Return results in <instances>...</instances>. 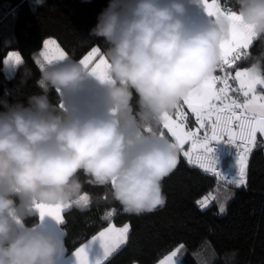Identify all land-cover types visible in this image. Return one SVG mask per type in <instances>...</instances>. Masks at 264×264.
<instances>
[{"label": "clouds", "instance_id": "clouds-1", "mask_svg": "<svg viewBox=\"0 0 264 264\" xmlns=\"http://www.w3.org/2000/svg\"><path fill=\"white\" fill-rule=\"evenodd\" d=\"M191 3L109 0L90 33L104 41L105 79L67 56L40 65L41 94L30 95L26 105L5 102L0 264H59L65 239L44 230L46 217L37 215L36 206L75 203L85 184L109 188L129 215L165 206L163 181L177 168L180 149L156 126L214 74L233 24L228 16H209L202 0V18L193 17ZM233 11L257 37L264 36V0H235ZM248 58L249 72L264 77V52ZM89 81L100 86L102 107L85 111L69 104Z\"/></svg>", "mask_w": 264, "mask_h": 264}, {"label": "trees", "instance_id": "trees-1", "mask_svg": "<svg viewBox=\"0 0 264 264\" xmlns=\"http://www.w3.org/2000/svg\"><path fill=\"white\" fill-rule=\"evenodd\" d=\"M108 3L109 0H0V110L5 102L26 105L30 95L42 93L37 81L40 65L46 63L40 55L46 38L54 37L67 56L78 61L97 47L103 55V38L90 33ZM220 3L234 10L235 0ZM12 50L19 53L22 63L7 75L4 61ZM247 51L253 55L264 52V36L256 38ZM250 63V58H243L223 71L217 69L213 75L227 72L234 76L239 69L249 68ZM229 83L238 87L237 81ZM257 90H264V86ZM49 96L53 103L60 100L55 90ZM183 107L188 127L195 129V116L186 105ZM260 139L258 135V144ZM163 191L167 196L163 208L136 216L123 212L109 188L85 184L82 195H90V205H73L63 213L66 252L71 253L114 223L129 225L128 240L103 264H156L180 245L184 246L179 254L183 264H264V147L258 146L252 152L247 185L240 187L225 184L190 165L180 152L177 168L163 181ZM209 194L216 199L202 209L197 201ZM113 209V215L105 219V213Z\"/></svg>", "mask_w": 264, "mask_h": 264}, {"label": "snow or ice", "instance_id": "snow-or-ice-1", "mask_svg": "<svg viewBox=\"0 0 264 264\" xmlns=\"http://www.w3.org/2000/svg\"><path fill=\"white\" fill-rule=\"evenodd\" d=\"M202 4L209 16L225 15L232 19L230 37L221 45V64L217 69L224 70L225 66H231L236 61L248 57V49L258 38L251 26L240 22V16L233 10L222 7L220 0H202ZM46 62L58 61L67 57V53L54 40L44 43V51L40 54ZM100 57L99 61L91 66V62ZM10 59L16 64L22 63L18 53H13ZM93 74L100 79L107 75L106 59L99 47L81 60ZM43 64V63H41ZM230 80L238 82V87L233 88ZM217 85H220L219 87ZM264 86V77H258L249 70L236 71L235 75L225 72L224 75H210L202 84L188 93L184 100L177 105L174 111L165 113L160 117L156 126V132L166 137L165 131L174 138V144L186 158L189 164L198 166L206 173H211L221 178L225 184L237 187L246 186L248 178L249 158L255 148L264 147V90L257 92V86ZM184 105L195 116L196 128L187 125V113ZM152 131V129H148ZM261 137L258 144L257 137ZM167 138V137H166ZM224 142L235 149L234 168L235 173L226 172L221 166L215 154L214 144ZM185 145L188 149L185 150ZM228 198L225 194L224 199ZM214 195H205L197 201L204 209L208 207ZM91 203L90 195L84 193L75 203L68 205H37V211L41 219L49 217L58 224L64 223L63 212L70 210L73 205L87 208ZM115 209L105 213V219L111 217ZM220 211H224L221 203ZM130 227L125 225L117 228L110 226L100 231L97 236L84 244L75 254V264H92L90 252L98 247L101 258L95 264H103L117 249L128 240ZM184 246H178L158 264H181L180 253Z\"/></svg>", "mask_w": 264, "mask_h": 264}, {"label": "rangeland", "instance_id": "rangeland-1", "mask_svg": "<svg viewBox=\"0 0 264 264\" xmlns=\"http://www.w3.org/2000/svg\"><path fill=\"white\" fill-rule=\"evenodd\" d=\"M189 12H190V14L193 17H200V18H202L203 7H202V4L200 3V0H192V3L189 5ZM48 40H54L57 44H59L58 41L54 37H48V38H46L45 41H44V43L46 41H48ZM59 46H60V44H59ZM43 51H44V44H43V47L41 49V53ZM13 53H18V52L17 51H14V50L10 51L9 54H8V56L5 58V61H4V70L7 73V75L13 74V72H14V70L16 68V65H17L14 62V60L10 59V56ZM243 70L244 69H241L239 71H243ZM246 70H248V69H246ZM68 103L69 104L78 105V106H80L85 111L98 110V109H100L102 107V104H103V98H102V93H101L100 86L95 81H89V84H88L87 89L85 91L79 93L78 95L69 97L68 98Z\"/></svg>", "mask_w": 264, "mask_h": 264}, {"label": "crops", "instance_id": "crops-1", "mask_svg": "<svg viewBox=\"0 0 264 264\" xmlns=\"http://www.w3.org/2000/svg\"><path fill=\"white\" fill-rule=\"evenodd\" d=\"M100 59V58H99ZM99 59L98 60H96L91 66H94L95 65V63L97 62V61H99ZM90 66V67H91ZM244 70H246V69H249V68H243ZM239 70H241V69H239ZM238 70V71H239ZM237 85H238V82H237ZM258 86H260V85H258ZM257 86V87H258ZM257 92H261V91H259V90H257ZM38 212V211H37ZM64 213V212H63ZM62 213V214H63ZM63 224V223H62ZM62 224H58L54 219H52V218H49V217H46L45 219H44V221H43V224H42V227L44 228V230H46V231H48V232H50V233H52V234H54V235H58V236H62L63 238H64V228H63V226H62ZM110 226H115V227H117V228H120V227H123V226H125V225H123V226H117L116 224H114V223H110L109 225H107L106 227H104V228H102L100 231H103V230H105L106 228H108V227H110ZM127 226H129V225H127ZM100 231H98L96 234H94L92 237H90L88 240H86L83 244H81L78 248H76L74 251H72L71 253H67V252H65L64 253V255H63V257H61L60 258V260H59V264H75V256H74V254L84 245V244H86V243H88L90 240H92V238L94 237V236H97L98 234H99V232ZM122 246V245H121ZM118 250V249H117ZM116 250V251H117ZM115 251V252H116ZM171 253V252H170ZM169 253V254H170ZM168 255V254H167ZM101 256H102V252H101V250L98 248V247H96V248H94L91 252H90V259L92 260V264H95V261L97 260V259H99V258H101ZM166 256H164L163 258H165ZM109 258V257H108ZM107 258V259H108ZM162 258V259H163ZM160 261V260H159ZM158 261V262H159ZM158 262L156 263V264H158ZM136 264V263H135ZM181 264H183L182 262H181Z\"/></svg>", "mask_w": 264, "mask_h": 264}, {"label": "built area", "instance_id": "built-area-1", "mask_svg": "<svg viewBox=\"0 0 264 264\" xmlns=\"http://www.w3.org/2000/svg\"><path fill=\"white\" fill-rule=\"evenodd\" d=\"M258 139V137H257ZM188 145L187 147H185V150L188 149ZM213 147L215 148V154L217 155V157L219 158L220 161V166L226 171L229 172L231 174L235 173V168H234V153H235V149L224 143V142H219L213 145ZM255 150V149H254ZM253 150V151H254ZM250 159V158H249ZM191 165V164H190ZM194 166V165H192ZM199 168L198 166H194ZM200 169V168H199ZM202 170V169H200ZM203 172H205L204 170H202ZM206 173V172H205ZM209 175H212L211 173H207ZM214 176V175H213ZM217 177V176H216ZM221 179V178H219ZM222 180V179H221ZM223 181V180H222ZM230 184V183H229ZM232 185V184H230Z\"/></svg>", "mask_w": 264, "mask_h": 264}]
</instances>
